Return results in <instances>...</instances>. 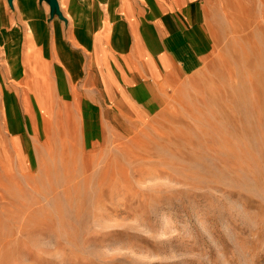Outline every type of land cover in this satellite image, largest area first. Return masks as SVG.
Returning <instances> with one entry per match:
<instances>
[{
  "label": "rangeland",
  "instance_id": "obj_1",
  "mask_svg": "<svg viewBox=\"0 0 264 264\" xmlns=\"http://www.w3.org/2000/svg\"><path fill=\"white\" fill-rule=\"evenodd\" d=\"M167 1L0 0V264H264V0Z\"/></svg>",
  "mask_w": 264,
  "mask_h": 264
},
{
  "label": "crops",
  "instance_id": "obj_2",
  "mask_svg": "<svg viewBox=\"0 0 264 264\" xmlns=\"http://www.w3.org/2000/svg\"><path fill=\"white\" fill-rule=\"evenodd\" d=\"M177 7H178L177 2H174L172 0H168L167 4L165 3L163 5V8L161 10L159 9L160 11L156 12L154 19L152 21H150L151 24H149V26L154 28L155 32L157 33L156 34L157 38L160 37L161 40L163 39V41H164V39L171 36V30H168L166 25H168V22H169L168 18L173 17L174 16L173 12L177 11L179 9V8L177 9ZM187 22H188L187 19L182 20V24L187 23ZM132 23L136 24L135 30H134V36H133V40H134L133 42L134 43L132 44L133 45L132 46L133 52L135 53L134 58L137 61L135 63V67L138 66V62L140 60H142V58H143L142 52L143 51H144L145 55H146V53H148L150 55L151 58H149L148 60H151V61L157 60L156 58H154V52L157 51L159 48H162V47H160L158 44L156 45V43L153 46L152 44H149L148 42H143V39H142L143 36H142L141 31L136 30V28H138L140 30V28H139L140 26H138L140 23L138 18H136L135 20H132ZM182 24H180V26H179L180 28H181ZM135 41H136V43H135ZM137 51H138V53L139 52L140 53L138 54ZM129 59H130V57L128 56L127 60H129ZM143 62L144 61L142 60V63ZM129 75H131V74H129Z\"/></svg>",
  "mask_w": 264,
  "mask_h": 264
},
{
  "label": "water",
  "instance_id": "obj_3",
  "mask_svg": "<svg viewBox=\"0 0 264 264\" xmlns=\"http://www.w3.org/2000/svg\"><path fill=\"white\" fill-rule=\"evenodd\" d=\"M45 1L49 6V17L52 18L53 16H57L60 19H63L65 21V18L63 17L57 0H39V2ZM8 4L12 5V0H7Z\"/></svg>",
  "mask_w": 264,
  "mask_h": 264
},
{
  "label": "bare ground",
  "instance_id": "obj_4",
  "mask_svg": "<svg viewBox=\"0 0 264 264\" xmlns=\"http://www.w3.org/2000/svg\"><path fill=\"white\" fill-rule=\"evenodd\" d=\"M108 3V2H107ZM125 3V2H124ZM4 4H5V2H4ZM6 5H7V3H6ZM63 6V5H62ZM105 6V5H104ZM110 6V5H109ZM126 6V5H125ZM34 7V6H33ZM127 7V6H126ZM14 8H16V7H14ZM36 8V7H35ZM107 8V7H106ZM110 8V7H109ZM6 9V8H5ZM123 9V8H122ZM17 10V9H16ZM47 10V9H46ZM128 11V10H127ZM7 12V11H6ZM65 13V12H64ZM31 14V13H30ZM30 14H28V15H30ZM38 14V13H37ZM127 15V14H126ZM68 16V15H67ZM129 16V15H128ZM127 16V17H128ZM19 17V16H18ZM31 17V16H30ZM22 18V17H21ZM35 18V17H34ZM20 20V19H19ZM72 22V21H71ZM44 28V27H43ZM31 30H32V28H31ZM9 32V31H8ZM34 38V37H33ZM56 41H57V39H56ZM60 42V41H59ZM4 49V48H3ZM18 49H20V48H18ZM8 50V49H7ZM15 50H17L16 48H15ZM2 51H4V50H2ZM14 51V50H13ZM2 53V52H1ZM7 53V52H6ZM17 53H18V51H17ZM43 54V53H42ZM56 54H57V52H56ZM19 55V54H18ZM45 55H46V53H45ZM14 57V56H13ZM8 62V61H7ZM6 62V63H7ZM7 65V64H6ZM19 65V64H18ZM8 66V65H7ZM17 66V65H16ZM22 67V66H21ZM2 75V74H1ZM3 76V75H2ZM25 86V85H24ZM23 86V87H24ZM6 87V86H5ZM22 87V88H23ZM30 91V90H29Z\"/></svg>",
  "mask_w": 264,
  "mask_h": 264
}]
</instances>
